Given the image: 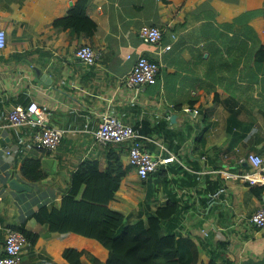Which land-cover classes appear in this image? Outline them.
I'll use <instances>...</instances> for the list:
<instances>
[{
	"label": "crops",
	"instance_id": "0c3cea01",
	"mask_svg": "<svg viewBox=\"0 0 264 264\" xmlns=\"http://www.w3.org/2000/svg\"><path fill=\"white\" fill-rule=\"evenodd\" d=\"M75 2L0 0V28L6 33L0 48V256L8 228L18 227L37 235L34 242L27 239L22 264H70L63 257L70 247L107 260L109 251L98 240L50 233L34 212L40 205H60L84 161L97 160L104 168L109 144L97 143L93 130L108 111L148 136L145 147L151 152L174 155L163 165L169 188L150 176L156 197L150 206L176 194L179 209L170 223L194 264H264V227L249 219L264 206V187L201 173L248 170L250 153L264 160V0H88L85 12L97 26L91 37L53 25ZM145 24L163 30L159 43L141 40L138 30ZM83 43L101 52L94 65L75 56ZM141 53L160 63L157 82L128 87L124 76ZM34 67L51 82L42 81ZM31 100L50 112V124L66 130L53 151L34 146L36 126L9 123L11 110ZM186 106L198 113H184ZM117 147L130 170L109 205L128 215L135 208V182L145 181L147 189V180L129 164L124 144ZM26 158L40 160L47 176L27 181L20 171ZM177 165L194 175V186L183 185L189 180L172 170ZM11 178L29 182L32 191L11 189ZM81 260L94 264L87 255Z\"/></svg>",
	"mask_w": 264,
	"mask_h": 264
},
{
	"label": "trees",
	"instance_id": "16d2710c",
	"mask_svg": "<svg viewBox=\"0 0 264 264\" xmlns=\"http://www.w3.org/2000/svg\"><path fill=\"white\" fill-rule=\"evenodd\" d=\"M87 2L88 0H76L67 14L55 19L53 25L61 29L69 28L87 37L93 36L97 26L85 12ZM146 130L142 129L141 132L151 134L152 131ZM117 146L118 144H109L104 168L99 167L97 160L81 163L73 172L70 187L63 195L60 205H40L34 212L36 220L47 225L50 233L73 232L93 238L109 251L107 260L102 262L84 249L66 248L63 257L70 264H83L82 255H87L94 264H194L193 254L189 256L190 253L187 252L188 244L177 238L174 226L170 223L179 209L176 194H169L168 200L160 206L156 205L153 210L150 206L152 202H156L155 182L164 188L170 186V179L167 177L169 170L164 166L152 174L157 178L155 182H152L151 177L147 179L146 207L135 222L130 223L127 215L110 207V201L130 170L129 166H124L122 150ZM197 165L195 161L191 163L194 169H198ZM172 170L183 171L184 177L181 180H189L187 183L183 182V185H195V181L191 182L194 175L182 166L177 165ZM20 171L29 182H37L47 176L40 160L34 158H26ZM165 223L166 227L163 226ZM14 228L32 242L37 238V235L24 228Z\"/></svg>",
	"mask_w": 264,
	"mask_h": 264
},
{
	"label": "built area",
	"instance_id": "2783aa9c",
	"mask_svg": "<svg viewBox=\"0 0 264 264\" xmlns=\"http://www.w3.org/2000/svg\"><path fill=\"white\" fill-rule=\"evenodd\" d=\"M139 37L146 44H157L162 38L163 30L155 25H142L138 30ZM175 37V35H173ZM6 33L0 28V48L5 46ZM167 45L165 49H169ZM75 56L88 66L94 65L101 57V52L88 43H83L75 49ZM160 63L145 54H139L128 73L124 76V84L128 87L144 88L157 82ZM184 113H198L197 108L186 106L182 108ZM96 129L93 130L94 140L101 144H124L127 150L129 164L134 168L141 180H147L152 174L175 157L173 154L164 156L162 153L151 152L145 147L148 136L137 132L130 124H126L111 112H104L100 116ZM9 123L14 126L33 125L37 127L34 133L33 143L38 149L53 151L57 148L66 132L50 124V112L42 108L36 101L31 100L25 106H17L8 115ZM0 146V150H1ZM11 153L10 149L4 150ZM205 159V156H202ZM246 160L250 166L248 170H230L220 168L218 170H201V173H212L220 179L240 181L248 186L259 185L264 187V160L256 154L250 153ZM250 221L259 228L264 227V206L256 209L249 217ZM207 235V232H203ZM27 243V237L18 229L8 228L4 238V254L0 256V264H22V254Z\"/></svg>",
	"mask_w": 264,
	"mask_h": 264
},
{
	"label": "rangeland",
	"instance_id": "374dc122",
	"mask_svg": "<svg viewBox=\"0 0 264 264\" xmlns=\"http://www.w3.org/2000/svg\"><path fill=\"white\" fill-rule=\"evenodd\" d=\"M136 183L137 188H135V190L132 192V202L135 203V208L134 210H129L128 211V217L129 219H136L139 218L140 215L142 214V211H144L145 207H146V203H145V189H146V185L144 182H142L143 184L141 185L140 183ZM145 186V188H144ZM126 210V207H125Z\"/></svg>",
	"mask_w": 264,
	"mask_h": 264
},
{
	"label": "water",
	"instance_id": "95a60500",
	"mask_svg": "<svg viewBox=\"0 0 264 264\" xmlns=\"http://www.w3.org/2000/svg\"><path fill=\"white\" fill-rule=\"evenodd\" d=\"M34 71L36 73V75L44 82L46 83H50L51 82V78L48 76L47 73L43 72L41 70V68H38V67H34ZM171 119H175V114L171 115ZM49 164H51V159H47L46 160ZM8 186L17 191V192H23V191H27V192H30L32 191V186H30L27 182L25 181H21V180H18L17 178H11L8 182Z\"/></svg>",
	"mask_w": 264,
	"mask_h": 264
}]
</instances>
